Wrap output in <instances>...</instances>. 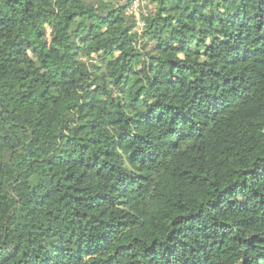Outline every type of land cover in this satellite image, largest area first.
<instances>
[{
  "label": "trees",
  "instance_id": "obj_1",
  "mask_svg": "<svg viewBox=\"0 0 264 264\" xmlns=\"http://www.w3.org/2000/svg\"><path fill=\"white\" fill-rule=\"evenodd\" d=\"M133 1L0 0V264H264V0Z\"/></svg>",
  "mask_w": 264,
  "mask_h": 264
},
{
  "label": "rangeland",
  "instance_id": "obj_2",
  "mask_svg": "<svg viewBox=\"0 0 264 264\" xmlns=\"http://www.w3.org/2000/svg\"><path fill=\"white\" fill-rule=\"evenodd\" d=\"M134 4L136 5V7L133 8V6L130 5V7L128 8V12H135L136 16L146 14L148 8L150 7L148 0H134ZM137 26L138 28L140 27L139 25Z\"/></svg>",
  "mask_w": 264,
  "mask_h": 264
},
{
  "label": "built area",
  "instance_id": "obj_3",
  "mask_svg": "<svg viewBox=\"0 0 264 264\" xmlns=\"http://www.w3.org/2000/svg\"><path fill=\"white\" fill-rule=\"evenodd\" d=\"M133 4H134V1L132 2L131 5L133 6V8L136 7V5H135V4L133 5ZM133 13H134V12H133ZM138 25L141 26V22H138Z\"/></svg>",
  "mask_w": 264,
  "mask_h": 264
}]
</instances>
